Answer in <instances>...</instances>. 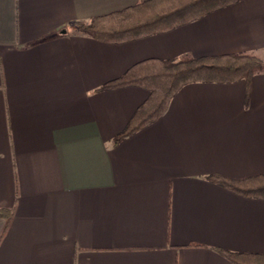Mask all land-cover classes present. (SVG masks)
<instances>
[{
  "label": "crops",
  "instance_id": "0c3cea01",
  "mask_svg": "<svg viewBox=\"0 0 264 264\" xmlns=\"http://www.w3.org/2000/svg\"><path fill=\"white\" fill-rule=\"evenodd\" d=\"M146 0H0V264H233L264 255V199L209 180L264 174V71L191 83L115 144L149 92L101 90L148 59L252 54L264 0L122 44L74 28ZM197 245V246H195Z\"/></svg>",
  "mask_w": 264,
  "mask_h": 264
},
{
  "label": "trees",
  "instance_id": "16d2710c",
  "mask_svg": "<svg viewBox=\"0 0 264 264\" xmlns=\"http://www.w3.org/2000/svg\"><path fill=\"white\" fill-rule=\"evenodd\" d=\"M241 0H146L121 11L97 17L74 28L104 43L122 44L155 34L169 32L197 21ZM264 71V62L252 54H226L179 60L148 59L133 65L123 76L104 85L101 90L139 87L149 92L147 100L136 110L115 144L161 119L179 90L191 83L250 82L254 74ZM245 198L264 199V174L246 179H230L219 175L209 177ZM13 213L0 209L9 228ZM197 246V245H195ZM233 264H264V255L233 253L218 250Z\"/></svg>",
  "mask_w": 264,
  "mask_h": 264
},
{
  "label": "rangeland",
  "instance_id": "374dc122",
  "mask_svg": "<svg viewBox=\"0 0 264 264\" xmlns=\"http://www.w3.org/2000/svg\"><path fill=\"white\" fill-rule=\"evenodd\" d=\"M262 56H264V55H262Z\"/></svg>",
  "mask_w": 264,
  "mask_h": 264
}]
</instances>
